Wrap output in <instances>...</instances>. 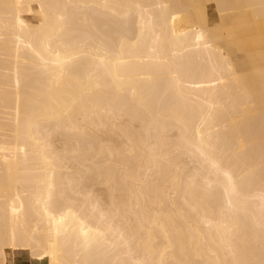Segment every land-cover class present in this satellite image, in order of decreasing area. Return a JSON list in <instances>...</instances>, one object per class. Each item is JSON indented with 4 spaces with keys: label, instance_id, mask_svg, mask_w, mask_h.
<instances>
[{
    "label": "bare ground",
    "instance_id": "6f19581e",
    "mask_svg": "<svg viewBox=\"0 0 264 264\" xmlns=\"http://www.w3.org/2000/svg\"><path fill=\"white\" fill-rule=\"evenodd\" d=\"M17 253L264 264V0H0V264Z\"/></svg>",
    "mask_w": 264,
    "mask_h": 264
},
{
    "label": "rangeland",
    "instance_id": "374dc122",
    "mask_svg": "<svg viewBox=\"0 0 264 264\" xmlns=\"http://www.w3.org/2000/svg\"><path fill=\"white\" fill-rule=\"evenodd\" d=\"M27 18L33 22L36 20L35 17L29 15L27 16ZM221 44L224 50L227 52V54H229V56L231 57V59H233L234 63L237 66L242 67L247 63V54L240 50L238 45H236L233 40H224L221 42ZM17 255H20V257L24 260H29L26 253H17Z\"/></svg>",
    "mask_w": 264,
    "mask_h": 264
},
{
    "label": "crops",
    "instance_id": "0c3cea01",
    "mask_svg": "<svg viewBox=\"0 0 264 264\" xmlns=\"http://www.w3.org/2000/svg\"><path fill=\"white\" fill-rule=\"evenodd\" d=\"M14 259V260H12ZM12 264H35L33 262H31L30 260H24L20 257V255H13L11 258Z\"/></svg>",
    "mask_w": 264,
    "mask_h": 264
},
{
    "label": "snow or ice",
    "instance_id": "6c2138e0",
    "mask_svg": "<svg viewBox=\"0 0 264 264\" xmlns=\"http://www.w3.org/2000/svg\"><path fill=\"white\" fill-rule=\"evenodd\" d=\"M213 166L215 167V165H213ZM63 220H64V217H61V220H60L59 223H63ZM83 236H84L85 238H87V237H88V233H87V232H84V233H83Z\"/></svg>",
    "mask_w": 264,
    "mask_h": 264
}]
</instances>
